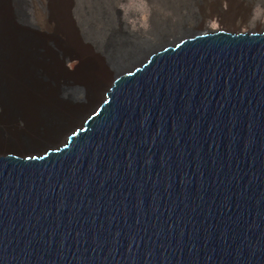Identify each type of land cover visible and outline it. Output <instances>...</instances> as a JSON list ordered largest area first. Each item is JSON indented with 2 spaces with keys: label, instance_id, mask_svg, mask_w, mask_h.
I'll use <instances>...</instances> for the list:
<instances>
[{
  "label": "water",
  "instance_id": "95a60500",
  "mask_svg": "<svg viewBox=\"0 0 264 264\" xmlns=\"http://www.w3.org/2000/svg\"><path fill=\"white\" fill-rule=\"evenodd\" d=\"M107 97L0 152V264H264V30L166 48Z\"/></svg>",
  "mask_w": 264,
  "mask_h": 264
},
{
  "label": "bare ground",
  "instance_id": "6f19581e",
  "mask_svg": "<svg viewBox=\"0 0 264 264\" xmlns=\"http://www.w3.org/2000/svg\"><path fill=\"white\" fill-rule=\"evenodd\" d=\"M117 2L82 0L75 5L74 0H0V105L21 97L25 110L19 115L22 127L11 122L0 129V152L108 102L107 93L118 78L143 68L166 48L205 34L252 35L262 31L196 28L211 15L220 16L228 26L242 21L249 7L241 0H228L226 11L218 9L217 1L161 0L163 8L176 11L178 23L167 30L164 24L156 28L160 30L139 34L121 19L123 30L110 37L105 52L83 63L85 55L71 47L80 40L71 13L76 10L75 14L83 19L84 34L97 39L100 45L98 37L105 36L106 30L95 23L106 22ZM181 9L187 10L186 17L179 13ZM171 27H175V33ZM48 34L49 40L45 37ZM170 35L175 38L168 40ZM67 63L82 70L71 73ZM107 68L112 70V78L101 88L100 72ZM56 69L63 72L61 77ZM59 80L63 83L58 84Z\"/></svg>",
  "mask_w": 264,
  "mask_h": 264
},
{
  "label": "rangeland",
  "instance_id": "374dc122",
  "mask_svg": "<svg viewBox=\"0 0 264 264\" xmlns=\"http://www.w3.org/2000/svg\"><path fill=\"white\" fill-rule=\"evenodd\" d=\"M82 0H74L75 5H78ZM175 1V0H172ZM180 0H177L179 2ZM209 3L218 2V9L228 10V0H208ZM215 1V2H214ZM242 3H248V15L242 21H236L235 25L228 26L225 24L223 19L217 15H211L210 17L205 18L202 24L199 27H196L199 30H218L223 28H229L230 30H241V31H254V30H263L264 29V0H241ZM113 2V1H112ZM159 3V4H158ZM112 6L114 4L112 3ZM76 11V10H75ZM75 11L71 13L72 22L74 27L79 32L80 37L79 42L73 43L71 46L75 50H80L85 55L83 63H87L93 55L103 54L105 49L109 47V41L111 36L114 33L120 34L123 30V25L121 24V19L124 20L129 27L139 33L145 34L149 30H160L156 29L161 25H164L165 30L169 29V25L176 24L179 21V17H176V11H170L162 7L161 0H118L116 4V9H112L110 15L106 22L98 23L96 22L98 28H104L106 30V35L103 37H98L102 44L99 45L98 40L94 38L87 37L83 30V19L75 14ZM180 14H183L185 17L188 15L187 10L181 9ZM110 20V21H109ZM166 22V23H165ZM110 24V25H109ZM171 30L175 33V27H171ZM120 36V35H119ZM175 36V35H174ZM174 36H169L167 39L171 40L175 38ZM46 39H50L51 36L48 34L45 36ZM121 37L125 38V35ZM177 37V36H176ZM110 38V39H109ZM105 42V43H104ZM70 47V48H71ZM77 47V48H76ZM78 50V51H79ZM84 65V64H83ZM67 70L71 73H78L81 71V68L73 66L72 63H67ZM58 76H62L63 72L59 69H56ZM112 70L107 68L100 72L99 80L100 87L103 88L105 85H109L112 78ZM63 83V80H59L58 84ZM103 86V87H102ZM100 91L97 92V96ZM26 99V95L23 97V102ZM25 110L23 109L22 99H15L9 102L6 105H0V129L6 128L12 123H16L18 126L22 127V118L19 116Z\"/></svg>",
  "mask_w": 264,
  "mask_h": 264
}]
</instances>
